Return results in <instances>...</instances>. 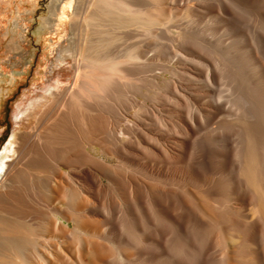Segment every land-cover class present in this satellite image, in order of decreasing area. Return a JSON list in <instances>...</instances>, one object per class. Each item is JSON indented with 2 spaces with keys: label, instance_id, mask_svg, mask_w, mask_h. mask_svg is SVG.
Instances as JSON below:
<instances>
[{
  "label": "bare ground",
  "instance_id": "6f19581e",
  "mask_svg": "<svg viewBox=\"0 0 264 264\" xmlns=\"http://www.w3.org/2000/svg\"><path fill=\"white\" fill-rule=\"evenodd\" d=\"M23 5L0 0V82L30 67ZM53 12L0 155V264H264V0Z\"/></svg>",
  "mask_w": 264,
  "mask_h": 264
},
{
  "label": "rangeland",
  "instance_id": "374dc122",
  "mask_svg": "<svg viewBox=\"0 0 264 264\" xmlns=\"http://www.w3.org/2000/svg\"><path fill=\"white\" fill-rule=\"evenodd\" d=\"M24 2V6L29 11L27 16L24 17L31 24V29L28 31V36L26 38L27 43L31 50V54L28 57L30 67L28 72L17 77V83L11 84L12 79H6L3 82H0V89H4V102L2 110L0 111V155L3 153L5 146L9 142L11 134L10 131V118L13 112L17 101L24 95L25 92H28L30 88L34 86L38 80V70H40V61L43 58V55L47 53L45 46L48 45L49 36L48 33L43 29L44 22L49 19H55L53 12V7L58 1L62 0H20ZM12 9L17 12V5H13ZM33 26V27H32ZM12 27H14V21L12 22ZM174 30V29H173ZM175 31V30H174ZM50 33V32H49ZM50 34H53L52 32ZM12 38V36H11ZM11 38L6 39L4 42L6 45H9L12 41L16 47L18 44L17 40L13 41ZM170 39V37H167ZM54 39V38H51ZM11 40V41H10ZM169 42V41H168ZM143 51L145 54H154L155 53V42L153 40H147L143 43ZM171 45V44H170ZM4 44H0V54L6 48ZM0 58H4L0 56ZM1 60V59H0ZM31 60V61H30ZM15 85V86H14ZM13 88V91L11 90ZM9 90L10 94L7 93ZM2 131L6 132V136L2 135ZM9 135V136H8Z\"/></svg>",
  "mask_w": 264,
  "mask_h": 264
}]
</instances>
